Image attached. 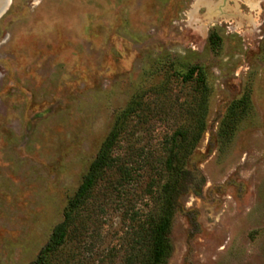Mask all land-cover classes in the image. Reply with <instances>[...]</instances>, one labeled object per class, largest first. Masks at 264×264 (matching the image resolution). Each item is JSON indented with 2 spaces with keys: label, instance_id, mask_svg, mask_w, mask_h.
Returning a JSON list of instances; mask_svg holds the SVG:
<instances>
[{
  "label": "rangeland",
  "instance_id": "rangeland-1",
  "mask_svg": "<svg viewBox=\"0 0 264 264\" xmlns=\"http://www.w3.org/2000/svg\"><path fill=\"white\" fill-rule=\"evenodd\" d=\"M207 1H225L223 11L208 17L199 0L10 1L0 18V264L36 262L114 124L116 160L44 264H142L141 224L159 213L170 178L165 264H264V0ZM198 119L204 130L174 149L169 171L171 134H195Z\"/></svg>",
  "mask_w": 264,
  "mask_h": 264
},
{
  "label": "trees",
  "instance_id": "trees-1",
  "mask_svg": "<svg viewBox=\"0 0 264 264\" xmlns=\"http://www.w3.org/2000/svg\"><path fill=\"white\" fill-rule=\"evenodd\" d=\"M212 33L209 34V37L212 38ZM214 36V35H213ZM196 68L189 69L182 78L190 80L194 77ZM192 86L193 91L201 93L200 87L204 83L203 78L200 75L193 79ZM207 96L204 95L203 100H207ZM198 104H195L193 107L197 108ZM192 107V108H193ZM192 110V109H191ZM194 110V109H193ZM193 113V112H192ZM235 112L228 114L227 121L225 126H228L233 122ZM233 117V118H232ZM199 127L197 128L195 134L193 133L191 127H186L175 131L171 134V140L173 142L171 147V154L168 156L166 162L169 171L174 170L173 159L175 157L176 148L193 146L199 138L200 133L204 130V122L201 119L196 120ZM118 134V124H114L111 131L105 137L103 142L100 144L99 149L95 157L90 162L86 173L83 175L81 182L74 191V193L68 198L67 203L63 210V218L61 222L56 224L50 235L47 243L40 252V256L34 264H44L49 260L51 252H53L58 246H61L68 234L72 231V226L78 219L80 209L83 208L86 204L88 195L98 179L102 171L110 167L115 162V157L112 156L110 149L116 139ZM175 149V150H174ZM173 182L170 178L167 180L163 186V202L162 207L158 214L145 218L141 224L140 236L142 239L148 241L147 253L144 255V258L141 260L142 264H165L166 260L171 252V245L168 238V232L171 226L172 216L174 212L173 208Z\"/></svg>",
  "mask_w": 264,
  "mask_h": 264
},
{
  "label": "bare ground",
  "instance_id": "bare-ground-1",
  "mask_svg": "<svg viewBox=\"0 0 264 264\" xmlns=\"http://www.w3.org/2000/svg\"><path fill=\"white\" fill-rule=\"evenodd\" d=\"M199 1L204 3V4H206V7L208 9V14H207L208 17L211 16L212 13H218L220 11H223V9H224L223 8V6H224L223 4H224L225 1H223V4L221 3V4H218L216 6H213L207 0H199ZM8 3H9V0H0V12L2 10H5V8L8 5ZM253 5H254V3H253ZM1 13H3V11Z\"/></svg>",
  "mask_w": 264,
  "mask_h": 264
},
{
  "label": "flooded vegetation",
  "instance_id": "flooded-vegetation-1",
  "mask_svg": "<svg viewBox=\"0 0 264 264\" xmlns=\"http://www.w3.org/2000/svg\"><path fill=\"white\" fill-rule=\"evenodd\" d=\"M7 12V6L5 8V10L3 11V13L0 15V18Z\"/></svg>",
  "mask_w": 264,
  "mask_h": 264
},
{
  "label": "water",
  "instance_id": "water-1",
  "mask_svg": "<svg viewBox=\"0 0 264 264\" xmlns=\"http://www.w3.org/2000/svg\"><path fill=\"white\" fill-rule=\"evenodd\" d=\"M10 1H11V0H9V3H8V5L10 4ZM7 7H8V6H7ZM2 11H4V10H2ZM2 11H1V12H2ZM1 12H0V15H1Z\"/></svg>",
  "mask_w": 264,
  "mask_h": 264
}]
</instances>
